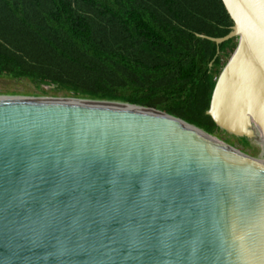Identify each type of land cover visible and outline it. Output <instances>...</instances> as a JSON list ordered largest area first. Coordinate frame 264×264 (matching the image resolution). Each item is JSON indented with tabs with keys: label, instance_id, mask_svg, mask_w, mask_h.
I'll return each instance as SVG.
<instances>
[{
	"label": "water",
	"instance_id": "water-1",
	"mask_svg": "<svg viewBox=\"0 0 264 264\" xmlns=\"http://www.w3.org/2000/svg\"><path fill=\"white\" fill-rule=\"evenodd\" d=\"M221 1L230 33L197 36L239 45L208 114L260 140L264 0ZM188 125L0 90V264H264V157Z\"/></svg>",
	"mask_w": 264,
	"mask_h": 264
},
{
	"label": "trees",
	"instance_id": "trees-1",
	"mask_svg": "<svg viewBox=\"0 0 264 264\" xmlns=\"http://www.w3.org/2000/svg\"><path fill=\"white\" fill-rule=\"evenodd\" d=\"M221 0H0V78L162 111L210 135L238 38ZM240 141L246 147V138Z\"/></svg>",
	"mask_w": 264,
	"mask_h": 264
},
{
	"label": "rangeland",
	"instance_id": "rangeland-1",
	"mask_svg": "<svg viewBox=\"0 0 264 264\" xmlns=\"http://www.w3.org/2000/svg\"><path fill=\"white\" fill-rule=\"evenodd\" d=\"M0 90H7L12 91L32 97H39V98H47V99H69V98H81V97H74L72 93L59 90L55 87H38L37 85L33 84L30 80L23 79V78H11V77H2L0 78ZM88 99V98H84ZM219 141L234 147L236 150L245 153L246 155L258 159L261 156L264 157V149L262 146V140L260 138L250 139L248 140L249 145L245 148V146L240 141L241 138L235 137L232 134L221 131L220 133L214 135Z\"/></svg>",
	"mask_w": 264,
	"mask_h": 264
},
{
	"label": "bare ground",
	"instance_id": "bare-ground-1",
	"mask_svg": "<svg viewBox=\"0 0 264 264\" xmlns=\"http://www.w3.org/2000/svg\"><path fill=\"white\" fill-rule=\"evenodd\" d=\"M68 102H78V103H87V104H95V105H101V106H107V107H118V108H123V109H126V110H132V111H137V112H141V113H146V114H153V115H159L161 117H165V118H168V119H171L173 121H176L178 123H181V124H185V125H188L184 122H182L181 120H178V119H175V118H172L170 116H168L167 114H164L163 112H153V111H146L142 108H138V107H132V106H129V105H125V104H118V103H115V102H100V101H94V100H90V99H84V98H69V99H64ZM190 126V125H188ZM190 127H193V126H190ZM194 129L204 133L203 131H201L200 129H197L195 127H193ZM206 134V133H204ZM259 135V138H261L262 140V143L264 144V138L261 134L257 133ZM208 135V134H206ZM210 136V135H208ZM210 137H213L216 139V137L214 136H210ZM262 148L264 149V145L262 146Z\"/></svg>",
	"mask_w": 264,
	"mask_h": 264
}]
</instances>
